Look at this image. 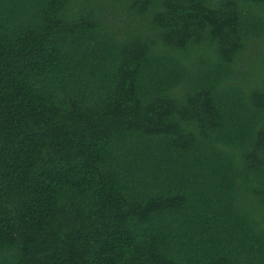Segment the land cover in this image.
Instances as JSON below:
<instances>
[{
    "label": "trees",
    "instance_id": "obj_1",
    "mask_svg": "<svg viewBox=\"0 0 264 264\" xmlns=\"http://www.w3.org/2000/svg\"><path fill=\"white\" fill-rule=\"evenodd\" d=\"M0 264H264V0H0Z\"/></svg>",
    "mask_w": 264,
    "mask_h": 264
}]
</instances>
